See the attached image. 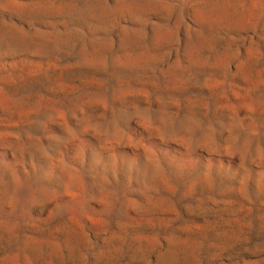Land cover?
<instances>
[{
	"label": "rangeland",
	"instance_id": "374dc122",
	"mask_svg": "<svg viewBox=\"0 0 264 264\" xmlns=\"http://www.w3.org/2000/svg\"><path fill=\"white\" fill-rule=\"evenodd\" d=\"M0 264H264V0H0Z\"/></svg>",
	"mask_w": 264,
	"mask_h": 264
}]
</instances>
